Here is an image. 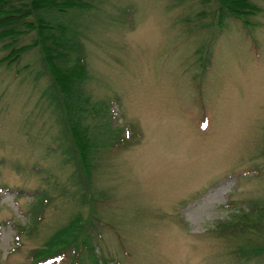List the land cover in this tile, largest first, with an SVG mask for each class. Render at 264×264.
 I'll return each mask as SVG.
<instances>
[{
  "label": "rangeland",
  "instance_id": "374dc122",
  "mask_svg": "<svg viewBox=\"0 0 264 264\" xmlns=\"http://www.w3.org/2000/svg\"><path fill=\"white\" fill-rule=\"evenodd\" d=\"M176 2L103 0L82 18L85 91L108 127L85 192L38 51L26 69L0 63V264L26 263L78 217L101 264H264L237 251L264 220V0L223 28L215 0Z\"/></svg>",
  "mask_w": 264,
  "mask_h": 264
},
{
  "label": "trees",
  "instance_id": "16d2710c",
  "mask_svg": "<svg viewBox=\"0 0 264 264\" xmlns=\"http://www.w3.org/2000/svg\"><path fill=\"white\" fill-rule=\"evenodd\" d=\"M176 1V4H181L188 0ZM215 1L212 15L216 17L214 27L223 28L228 18L234 17L246 25L259 10L256 0ZM100 3L103 0H0V50L4 51L0 63H18L21 69H26L30 64L22 63L23 58L27 60L24 56L32 50L38 51L39 60L35 66L42 68L41 73L46 76V94L61 126L60 138L63 143L59 147L68 157L67 162L75 163L74 173L69 179L84 192L87 191L85 181L88 183V175L95 168L92 160L99 147L98 137L108 130L102 113V110L106 112L107 107L99 102H91L85 91V47L79 36L83 16H94V12L98 11L96 9L101 8ZM182 19L195 21L199 29L203 26L197 20ZM135 134L141 137L138 131ZM35 195L38 192L35 191ZM38 204H34L30 212L31 218H35L34 222L39 214ZM254 209L264 215V203L255 205ZM95 221L101 225L100 218ZM248 228L255 231L254 237L258 236L260 240H247L245 246L238 247V255L246 258L253 257V252H264V220ZM25 229L23 227L20 231ZM90 229L88 222L83 224L82 217L72 220L49 237L42 247L32 250L24 264H101L102 256H97L91 244ZM103 263L109 262L104 258Z\"/></svg>",
  "mask_w": 264,
  "mask_h": 264
}]
</instances>
